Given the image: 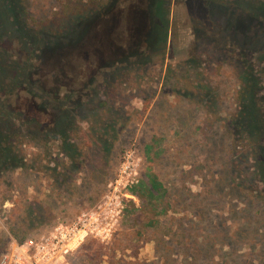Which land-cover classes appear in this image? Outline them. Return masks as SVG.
<instances>
[{
  "label": "rangeland",
  "instance_id": "rangeland-1",
  "mask_svg": "<svg viewBox=\"0 0 264 264\" xmlns=\"http://www.w3.org/2000/svg\"><path fill=\"white\" fill-rule=\"evenodd\" d=\"M64 1L20 0L22 21L0 0V138L13 137L21 162L0 167V253L81 217L98 255L78 247L58 264H264V21L224 28L235 0H123L140 27L90 26L60 48L31 18ZM134 30L144 53L121 62L116 47L132 51ZM241 102L262 130L244 157L226 126ZM149 172L167 196L137 211L131 188Z\"/></svg>",
  "mask_w": 264,
  "mask_h": 264
},
{
  "label": "trees",
  "instance_id": "trees-1",
  "mask_svg": "<svg viewBox=\"0 0 264 264\" xmlns=\"http://www.w3.org/2000/svg\"><path fill=\"white\" fill-rule=\"evenodd\" d=\"M122 2L123 0H65L57 8H55L50 15L40 19L31 18V23L34 25L33 28L35 30L52 37V40H54L58 47L65 48V46L81 42L83 39L81 38L82 33L87 32L90 26L92 27L96 25V27L102 29L101 32L106 30L105 32L107 34L113 33L114 29H116L115 26H126L127 22L130 26H134V28L140 27L141 22L138 17L129 19L125 16V14L118 11L122 8L121 6V8L118 7L119 5H122ZM13 4L15 5V9L19 14L20 19L25 21V12L20 0H13ZM226 5L228 4H225L227 12H225L224 28H227L228 26L230 27L231 20L233 18H236L238 21L246 25L252 22V18L255 19L256 17H259L264 21V0H235L234 3H230L228 6ZM240 9H246V11H250L251 14L245 12L242 13ZM136 12L138 13V11ZM202 16H204V12ZM128 33V43L131 44L132 42V48H134L132 51H125L122 49L123 47H116V57H118L117 59L121 62L127 61L130 57L138 58L142 53H144V51L141 52V50L138 49L140 41L143 39L141 32L138 33L134 30L133 33ZM153 34L154 32H151V37H153ZM202 39H204V37H202ZM203 41L206 42L205 40ZM197 42H199L198 39ZM149 47L150 46H146V48ZM242 65L245 67L241 78L244 88L245 86L248 87L249 73L246 71L247 66L244 63H242ZM251 87L252 86L250 85L248 89ZM54 97L57 99L58 95H54ZM56 102L59 101L57 100ZM59 106L60 105H55L57 111L56 113H59V116H62L63 119L64 117H68L69 115L66 114L65 110H62ZM41 107H44V103H41ZM249 110L248 105L241 102V106L238 107L233 114H230L228 118L229 122L226 125L229 126L230 135L234 143L233 145L235 146L236 143H241L243 147V150H241L238 157L249 155L261 130V128L257 125V119L254 118L252 112L249 113ZM62 124V122H58V126ZM91 128H93V126H91ZM59 129L61 131L60 127ZM100 130H102V128L97 127L96 132L99 133ZM34 137L35 139H41V137L36 135L33 136V138ZM12 139L13 137L10 136L0 138V167H8L11 165L15 166L21 163L18 158H15L18 153V149L13 151ZM53 139L58 140L59 146L67 158L72 160L74 157H77L78 154L76 151V154L72 155L70 153V150L75 149L76 146L74 143L67 140L66 136L59 135L53 137ZM96 146H99L102 154H104V142L102 140L99 142L97 141ZM257 163L258 164L255 166L256 173L260 180L264 182V158L261 157ZM131 191L133 194L137 195L143 204L140 207L135 208L137 211L144 209V199L147 198L151 201L154 198L161 197L164 200L167 196L160 180H158L155 174L150 172L147 173L146 176L142 178L133 188H131ZM164 210V208H161V212ZM27 239H29V237H26L23 240H17V242L23 243ZM94 244H96V241H93L90 245L82 243L77 251H80V253L89 260L94 261V258L98 255L99 248L101 247L100 244H97L96 246H94Z\"/></svg>",
  "mask_w": 264,
  "mask_h": 264
},
{
  "label": "built area",
  "instance_id": "built-area-1",
  "mask_svg": "<svg viewBox=\"0 0 264 264\" xmlns=\"http://www.w3.org/2000/svg\"><path fill=\"white\" fill-rule=\"evenodd\" d=\"M94 232L81 217L73 223H59L49 232L23 243L16 240L0 253V264H58Z\"/></svg>",
  "mask_w": 264,
  "mask_h": 264
}]
</instances>
